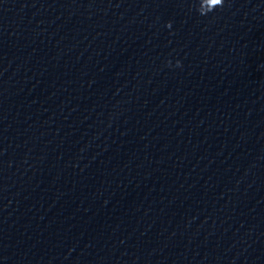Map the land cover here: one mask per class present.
I'll return each mask as SVG.
<instances>
[{
    "label": "water",
    "instance_id": "water-1",
    "mask_svg": "<svg viewBox=\"0 0 264 264\" xmlns=\"http://www.w3.org/2000/svg\"><path fill=\"white\" fill-rule=\"evenodd\" d=\"M0 264H264V0H0Z\"/></svg>",
    "mask_w": 264,
    "mask_h": 264
},
{
    "label": "clouds",
    "instance_id": "clouds-1",
    "mask_svg": "<svg viewBox=\"0 0 264 264\" xmlns=\"http://www.w3.org/2000/svg\"><path fill=\"white\" fill-rule=\"evenodd\" d=\"M224 6V0H193L194 10L200 16H206L209 13L214 12L218 8ZM166 27H171V22L166 24ZM171 65V62H168ZM176 66L180 67V61H176Z\"/></svg>",
    "mask_w": 264,
    "mask_h": 264
}]
</instances>
